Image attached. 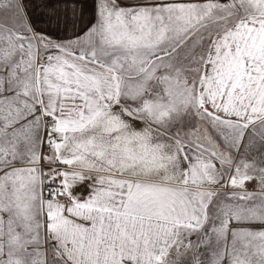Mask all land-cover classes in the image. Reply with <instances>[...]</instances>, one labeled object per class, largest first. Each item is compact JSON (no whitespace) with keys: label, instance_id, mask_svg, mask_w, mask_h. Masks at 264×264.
Here are the masks:
<instances>
[{"label":"snow or ice","instance_id":"obj_1","mask_svg":"<svg viewBox=\"0 0 264 264\" xmlns=\"http://www.w3.org/2000/svg\"><path fill=\"white\" fill-rule=\"evenodd\" d=\"M0 264H264V0H0Z\"/></svg>","mask_w":264,"mask_h":264}]
</instances>
